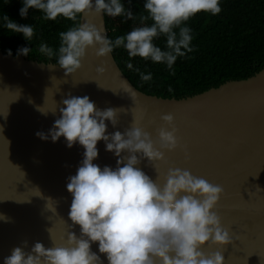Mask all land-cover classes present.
I'll use <instances>...</instances> for the list:
<instances>
[{"label":"water","instance_id":"95a60500","mask_svg":"<svg viewBox=\"0 0 264 264\" xmlns=\"http://www.w3.org/2000/svg\"><path fill=\"white\" fill-rule=\"evenodd\" d=\"M88 20L107 35L104 15L84 16L81 22ZM95 51L88 48L82 67L68 75L58 64L0 51V213L10 218V222L0 220V264L23 241H27L26 252L36 242L52 247L50 228L57 244L66 243L68 231L81 234L80 226L69 219L73 197L67 183L81 165L85 149L78 142L67 147L64 137L53 142L50 136L42 140L36 135L49 133L69 94L88 96L100 110H127L118 114L115 127L105 121L106 134L123 133L136 117L155 140L161 127L171 130L161 119L171 113L178 147L165 150V159L155 162L156 171L146 158L136 167L153 180L158 173L161 185L169 168L187 169L221 185L224 194L216 211L222 225L230 229L233 243L226 248L205 245L203 251H223L225 264H264V66L244 79L227 80L191 96L167 98L138 90L112 53L97 57ZM101 66L105 70L98 72ZM42 106L45 111L57 110L43 115L38 111ZM97 149L93 163L115 170L119 157L106 150L103 140ZM49 198L56 213L46 207ZM91 250L108 264L98 242L91 244Z\"/></svg>","mask_w":264,"mask_h":264},{"label":"clouds","instance_id":"9594fccd","mask_svg":"<svg viewBox=\"0 0 264 264\" xmlns=\"http://www.w3.org/2000/svg\"><path fill=\"white\" fill-rule=\"evenodd\" d=\"M30 8L40 10L45 20L63 17L74 22V26L59 33L57 50L47 44L39 46V52L49 60L56 58V64L66 75L82 67L88 48H95L97 57H107L114 49L123 47L130 58L127 68L138 72L141 82L151 81L152 73L145 74L134 68L131 58L166 64L175 75L173 65L177 58L194 51L190 46L192 29L186 22L200 12L212 15L221 12L220 0H146L143 5L146 14L135 16L121 0H23L20 16L26 17ZM104 14L138 20L139 26L112 40L91 20L81 22L84 16ZM2 22L6 29L22 33L31 42L33 26L17 24L7 14L3 15ZM160 36L166 38L164 50L154 43V38ZM31 51L24 47L18 49L17 55H28ZM11 54L9 49L8 55ZM104 70L102 66L97 68L98 72ZM172 91L169 87L168 92ZM62 104L60 118L55 120L49 133L36 135L42 140L50 136L53 142L64 137L67 147L78 142L85 149L81 165L67 183V191L73 197L69 219L73 225L80 226L81 234L78 237L68 231L66 243L57 244L50 228L52 247L36 242L26 252L23 249L27 241H23L4 259V264H103L100 256L91 250L93 242H98L99 253L106 254L108 264H225L223 251H203L205 245L226 248L233 243L230 229L222 225L216 211L224 194L223 187L181 168H169L161 185L158 173L153 180L136 167L146 158L156 171L155 162L165 159V150L174 151L178 147V129L171 113L161 117L171 130L161 127L154 140L139 126L140 119L136 117L123 133L106 134L105 121L115 127L118 114L127 111L122 107L100 110L88 96L71 94ZM56 110L38 107L43 115L54 114ZM101 140L107 151L119 157L115 170L109 166L101 169L93 163ZM123 152L128 154L121 156ZM185 156L188 157L187 151ZM52 202L49 198L46 207L56 213ZM0 220L10 222L3 213ZM60 239L63 241L64 237Z\"/></svg>","mask_w":264,"mask_h":264},{"label":"trees","instance_id":"16d2710c","mask_svg":"<svg viewBox=\"0 0 264 264\" xmlns=\"http://www.w3.org/2000/svg\"><path fill=\"white\" fill-rule=\"evenodd\" d=\"M133 15L146 14L143 5L146 0H121ZM23 0H0V51L11 50L17 55L18 49H32L26 58L56 64V58L49 60L39 52L41 44L57 50L60 44L59 33L74 26V22L63 17L56 21L43 18L37 9H29L26 17L20 16ZM221 12H200L193 16L186 26L192 29L191 47L194 51L186 57L177 58L172 75L166 64L145 61L140 57L131 58L134 68L145 74L151 72L152 80L141 82L140 74L127 68L130 58L121 47L112 55L122 73L138 90L159 97L181 98L202 92L210 87L233 79L247 78L264 66V0H220ZM7 14L17 24L34 27V36L28 41L22 33H13L3 26L2 17ZM107 36L114 40L125 35L139 21L126 17H109L104 14ZM150 24L151 21H148ZM154 43L165 49L166 38H154ZM171 87L173 91L168 92Z\"/></svg>","mask_w":264,"mask_h":264}]
</instances>
